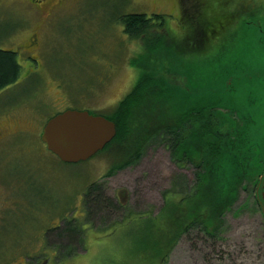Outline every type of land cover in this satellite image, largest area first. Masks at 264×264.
Instances as JSON below:
<instances>
[{"label": "rangeland", "instance_id": "374dc122", "mask_svg": "<svg viewBox=\"0 0 264 264\" xmlns=\"http://www.w3.org/2000/svg\"><path fill=\"white\" fill-rule=\"evenodd\" d=\"M56 1L0 0V48L16 51L22 65L20 79L1 94L3 102L13 100L0 110V127L7 130L0 138V264H264V216L251 189L259 179L258 155L259 167L239 175L234 201L211 236L187 212L196 166L177 164L161 141L106 176L112 152L64 162L41 139L44 123L57 112H107L132 89L140 73L132 58L143 43L126 33L119 17L143 12L164 14L176 47L185 51L193 81L180 71L183 64L164 55L158 71L188 98L208 97L210 110L201 115L214 121V140L235 138L238 153L251 140L264 142V0H200L201 13L217 16L225 30L201 41L198 56L191 53L198 14L193 7L182 16L180 0ZM174 93L170 106L147 117L149 127L185 105ZM93 183L116 210L107 205L90 212L85 199ZM166 197L175 203L171 211ZM70 218L85 235L84 248L73 256L66 243L78 232L56 230Z\"/></svg>", "mask_w": 264, "mask_h": 264}, {"label": "trees", "instance_id": "16d2710c", "mask_svg": "<svg viewBox=\"0 0 264 264\" xmlns=\"http://www.w3.org/2000/svg\"><path fill=\"white\" fill-rule=\"evenodd\" d=\"M227 1L229 0H225V2ZM200 3V0L198 2L193 0L192 3L191 0L189 3L186 0H181L182 16L192 12L193 7L194 13L198 14L195 26L198 30L197 39L199 38V42L193 45L195 47L191 52L197 56L200 55L201 40L204 39L201 37H206L207 33L206 38H215L217 31L222 28L225 30V26L219 24L217 16L213 17L207 12V14L201 13ZM232 14L234 13L232 12ZM206 15L209 16L206 17ZM119 21L123 23L124 30L131 38L139 39L143 43V52L132 58L134 66L140 71L132 89L111 110L107 112L90 110L94 114H102L114 120L117 127L115 137L101 150L113 153L112 163L106 176L113 174L119 167L140 159L150 142L161 141L170 150L171 157L177 164L181 165L185 161H189L196 166L195 184L191 187V194L188 195L191 203L187 212L193 216V224L201 221L207 233L214 236L218 231L217 225L221 221L223 210L234 201L238 183L242 179V176L239 177V175L250 173L252 167L249 169V166L259 167L254 162L257 155L261 160L260 172L264 171V163H262L264 159L260 157V154L264 156V150L261 148V144L252 140L248 147L243 148L239 153V144H235V138L216 142L213 138L215 131L210 130L214 121L201 115L204 108L210 110L205 105L208 97L193 98V104H191V100L187 97L189 95L185 93L184 89L173 88V84L171 83L170 86L168 82L170 79L159 74L157 61L158 58H163V55L183 64L179 68L181 72L188 65L185 51L176 47L178 40L166 27L164 14L148 15L143 12H130L120 16ZM17 54L14 50L0 48V89L17 82L21 77L22 65ZM151 58L154 60L150 62ZM197 58L194 66H198ZM173 90L181 97L184 101L182 103L185 105L180 102L175 114L170 119L149 127L147 117L156 112L160 106L171 105L169 96L175 94ZM228 91V88L224 90L225 93ZM200 98L205 100L199 103ZM216 138L218 137L216 136ZM218 147L221 148V155L217 154ZM253 147L258 149L254 151L251 149ZM207 154L210 157L209 160H207ZM247 156H250V159ZM100 185V183H93L87 191L89 198L85 201L92 214H98L102 211L103 206L107 205H112L115 210L117 209L113 202L110 204V201L105 198ZM262 199L264 200V197ZM165 205V208L171 211V205L173 206L175 203L171 198L166 197ZM73 219L65 221V226L62 228L61 226L56 227L60 234L62 231L69 234L73 231L78 232L75 234V240L68 239L66 243L69 248L67 256L75 255L79 248L83 247L85 239L84 229L74 224Z\"/></svg>", "mask_w": 264, "mask_h": 264}, {"label": "water", "instance_id": "95a60500", "mask_svg": "<svg viewBox=\"0 0 264 264\" xmlns=\"http://www.w3.org/2000/svg\"><path fill=\"white\" fill-rule=\"evenodd\" d=\"M116 133L114 120L87 109L67 108L47 119L41 139L62 161L78 162L103 149ZM263 203L264 200V213Z\"/></svg>", "mask_w": 264, "mask_h": 264}, {"label": "flooded vegetation", "instance_id": "af4514ba", "mask_svg": "<svg viewBox=\"0 0 264 264\" xmlns=\"http://www.w3.org/2000/svg\"><path fill=\"white\" fill-rule=\"evenodd\" d=\"M46 1H48L47 4H50V2H53V0H51V1L50 0H45V2ZM53 3L54 4H57V1L54 0ZM49 10H52V7H50ZM29 46H31V44H29L28 47ZM31 57L35 60V62H32L34 68H35V66L36 67L39 66V64L41 62H39V60L35 56H32L31 55ZM34 68H31L30 71H33ZM10 86L11 85H9V87ZM9 87L7 86V87H5V88H3V89L0 90V110H2L3 108L9 106V104L13 100L12 98H10V99L7 98V100H5L3 102V99L1 97V94L4 93V92H6V90H8ZM240 116H242V115L240 114ZM6 131H7L6 129L0 127V138H3L4 137V134H5ZM258 144H261V148H263V150H264V142L263 141H259ZM263 154H264V151H263ZM206 156H207V160H209V158H210L209 155L207 154ZM260 157L264 159V156H261V154H260ZM262 163H264V160H263ZM258 178H259L258 181L255 180L253 182L254 184L252 185V188L251 189H253L252 190L253 197L255 199H257V205L259 206L260 211L263 213V211L261 209V205H262V202H263V199L262 198L264 197V181H263L264 180V171H262V172L259 173ZM246 184H247L248 187L251 185V184H249V182H246ZM247 186H242L241 188L247 189ZM263 216H264V213H263Z\"/></svg>", "mask_w": 264, "mask_h": 264}]
</instances>
